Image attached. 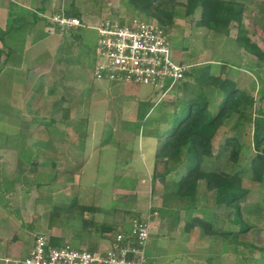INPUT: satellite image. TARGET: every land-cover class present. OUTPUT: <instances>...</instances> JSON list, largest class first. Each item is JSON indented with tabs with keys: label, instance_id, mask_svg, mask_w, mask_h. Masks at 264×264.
Returning <instances> with one entry per match:
<instances>
[{
	"label": "rangeland",
	"instance_id": "rangeland-1",
	"mask_svg": "<svg viewBox=\"0 0 264 264\" xmlns=\"http://www.w3.org/2000/svg\"><path fill=\"white\" fill-rule=\"evenodd\" d=\"M233 1L246 4L244 24L248 35L264 50V0ZM179 2L186 4L187 0ZM56 8L66 13L76 10L94 25L98 19L140 17L127 0H65ZM200 18V10L191 17L186 16L184 8H176L167 31L172 60L188 65L190 70L211 65L213 75L234 78L240 89L251 90L257 110L264 108V103L258 101L264 92V67L261 70L254 57L236 46L235 27L230 37L216 35L201 25ZM149 22L159 25L154 19ZM15 23L10 21L11 26ZM80 30L59 34L47 31L49 37L28 54L29 68L19 74L5 66L0 75V264H6L7 259H24L38 234L64 239V244L55 240V246L99 249L107 244L108 235L130 224L139 215L138 210L148 212L152 206L155 212L161 207L162 180L153 178L164 171V163L157 162L156 155L171 132L170 115L189 94L180 88L181 83L168 94H161L150 86L94 80L88 53L95 52L97 33ZM92 56L95 58L94 53ZM66 114L68 120L75 118L77 128L64 134L67 148L61 151L71 156V150L74 157L67 156L62 164L45 161L44 154L53 156V150L42 154L38 146L45 141H63L58 124L67 118ZM144 114L147 123L134 130ZM235 133L243 145L238 164L230 161L225 148L226 140ZM254 133L255 127L250 125L237 132L229 126L222 128L213 143L215 159L207 160L204 169L240 173L243 187L249 190L241 206L243 219L252 228L240 240L264 248V182L255 181L251 171L252 160L264 156V147L262 152L256 151ZM30 143L32 147H22ZM73 143L74 147L68 149ZM86 146L84 159L77 154ZM92 151L95 154L89 159ZM186 167L187 162L174 173L176 178L185 173ZM200 195L199 205L208 215L219 221L233 220L234 211L214 206L205 190ZM180 205L170 202L174 208ZM257 208L261 211L253 213ZM159 216L165 220L162 230L173 232L174 246L183 251L181 264H209L207 256L214 258L211 264L264 261V254L242 246L232 245L222 253L221 241L211 240L199 228L186 234L184 211L177 217ZM103 225L112 227L113 232L95 230ZM74 236L81 241L70 242ZM88 243L96 247L84 248Z\"/></svg>",
	"mask_w": 264,
	"mask_h": 264
},
{
	"label": "trees",
	"instance_id": "trees-1",
	"mask_svg": "<svg viewBox=\"0 0 264 264\" xmlns=\"http://www.w3.org/2000/svg\"><path fill=\"white\" fill-rule=\"evenodd\" d=\"M127 2L140 15L139 19L147 22L154 19L166 31L173 24L177 7L184 8L186 16L191 17L200 10V22L204 28L216 35L230 37L235 27L236 46L247 55L254 57L257 60L256 65L261 70L264 67V50L252 41L244 24L247 11L245 3L233 0H187L186 4L179 0H127ZM67 16L82 17L76 10L67 12ZM211 68V65L200 69L192 68L185 80L181 82V86L179 85L189 95L180 100L173 114L170 115L171 132L162 141L156 155L157 162L164 163V171L156 173L153 178L155 181L161 179L163 185L162 204L156 211L164 217L165 215L177 217L181 211H184L186 213L185 233L189 234L199 228L211 240L221 241L224 246L222 253H227L228 248L235 245L264 254V248H257L253 244L240 240L241 235L249 233L252 229L243 219L241 206L245 203L249 190L243 187L240 173L231 174L204 169L207 160L215 159L213 143L216 135L227 126L234 132L245 125L255 127L254 147L258 153L262 152L264 108L257 110V100L251 90L240 89L234 78L213 75ZM258 101L264 103V92ZM145 117L146 114L140 116L142 122L136 128L134 127V130L144 127L147 123ZM231 123H233L232 126H230ZM225 148L229 150L230 161L238 164L243 151L241 137L235 133L226 140ZM186 162L185 173L180 178H176L174 173ZM251 171L255 181L264 182V156H258L252 160ZM172 176L174 178H170ZM203 190L206 191V195H210L209 199H212L214 206H225L234 211L233 220L224 222L208 215L205 208L199 205ZM171 201L181 205L177 208L171 207ZM257 209L253 213L261 211V208ZM137 217L140 215L135 218ZM235 227H238V230ZM98 231L107 234L113 232V228L103 225ZM54 241L55 239L52 238L51 242ZM213 260L212 256H207L206 263L211 264ZM261 264H264V261H261Z\"/></svg>",
	"mask_w": 264,
	"mask_h": 264
},
{
	"label": "built area",
	"instance_id": "built-area-1",
	"mask_svg": "<svg viewBox=\"0 0 264 264\" xmlns=\"http://www.w3.org/2000/svg\"><path fill=\"white\" fill-rule=\"evenodd\" d=\"M51 30L61 32L85 28L81 18L67 16L65 9L43 16ZM93 79L150 86L168 94L185 80L190 67L172 60L170 35L161 26L139 18L102 19L98 26ZM159 217L150 206L147 214L131 220L109 237L99 249H78L70 244L55 246L47 236H35L27 256L6 264H147L153 218Z\"/></svg>",
	"mask_w": 264,
	"mask_h": 264
},
{
	"label": "crops",
	"instance_id": "crops-1",
	"mask_svg": "<svg viewBox=\"0 0 264 264\" xmlns=\"http://www.w3.org/2000/svg\"><path fill=\"white\" fill-rule=\"evenodd\" d=\"M59 3L64 4L65 0H0V67L3 68L0 71V75L3 73L5 66L10 70L11 73H13L14 71H18L19 74L24 72L26 68H29L28 65L29 52L31 54L34 50V47L35 46L37 47L39 43H41L42 39L49 37L47 31H50L51 33L53 32L51 31L52 28L51 23L48 22V20H46L43 16L45 15L49 16L55 13V11L58 9L56 8V6ZM11 20H14V22H16L14 25H12L13 27L10 25ZM81 20L85 24V28H82V30L80 31H84V30L95 31L93 27L98 26L102 19H98L99 23L95 25L93 23L89 24L87 19H85L83 15ZM55 32H56L55 34L63 33L58 29H56ZM28 38H32V39L30 40ZM92 53H93L92 51H89L88 56L92 59L91 63H92V77H93L95 59L93 58ZM33 63L34 65H36L35 62ZM64 114H63V118L65 116ZM66 116L67 118H65V120L63 118L60 119V124H58L60 125L59 127H61L59 132H61L60 138L63 141L60 140H57L55 142L45 141V142H41L40 145L38 146L39 149L42 150L41 151L42 154L43 151L53 150L51 152L53 156H50L48 154H44L45 156H43L41 154V156H43L42 159H44L45 161L47 160L50 161L51 163L62 164L63 163L62 161L65 160L67 156L68 159L74 157L73 154L75 153L71 150H70L71 156L68 154H64L61 151V149L67 148L66 142L64 141L65 138L64 134L70 132L71 130L73 131L74 129L77 128V123H75L76 121L75 118L72 116L68 120L69 117L67 114ZM50 122L54 124V121H50ZM31 144L32 143H30L28 147L25 146L22 147L28 149L32 147ZM71 147H74V143L71 146H69L68 149H70ZM86 152H87V146L80 149V152H78L77 155H79L80 153V156L82 158L84 157L85 159L87 158ZM94 154L95 153H93L92 151V154L89 159H91L94 156ZM160 203L162 204V202ZM146 212L147 210H138V214L140 216L145 215ZM164 221H162L161 217L153 219L151 238L148 245L147 264H181L179 259L183 257V251L174 246L176 242L173 241V237L175 236L173 232L162 230L163 229L162 223ZM129 226L130 224L128 225L126 224L121 228H119L118 230L123 228H128ZM95 228H97L95 230L98 231V227ZM109 237H110L109 235L108 237H106L105 243L108 241ZM55 240L57 241L61 240L63 244L65 243L63 241L64 240L63 238H55ZM79 241H81V238L80 237L77 238L74 236L71 238L70 242H73L75 244L76 242ZM167 242L168 245H166ZM85 247L93 248L96 246L95 244L94 246L93 245L91 246L90 243H88L84 246V248Z\"/></svg>",
	"mask_w": 264,
	"mask_h": 264
}]
</instances>
